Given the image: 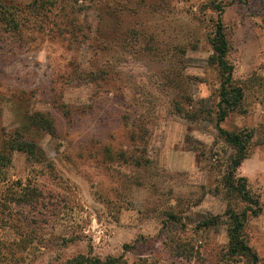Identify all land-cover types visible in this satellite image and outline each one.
<instances>
[{
    "label": "rangeland",
    "instance_id": "1",
    "mask_svg": "<svg viewBox=\"0 0 264 264\" xmlns=\"http://www.w3.org/2000/svg\"><path fill=\"white\" fill-rule=\"evenodd\" d=\"M0 6V145L26 139L44 160L0 153V264H248L227 252L228 211L246 204L222 185L218 13L243 89L220 126L251 132L235 174L261 207L242 235L264 264V0Z\"/></svg>",
    "mask_w": 264,
    "mask_h": 264
},
{
    "label": "trees",
    "instance_id": "2",
    "mask_svg": "<svg viewBox=\"0 0 264 264\" xmlns=\"http://www.w3.org/2000/svg\"><path fill=\"white\" fill-rule=\"evenodd\" d=\"M38 1L45 3L47 0ZM217 9L221 10V8ZM8 17V11L0 6V20L6 25V22L9 21L7 20ZM12 28H17V25L14 24ZM76 39L77 37L75 40ZM209 43L212 49L209 62L219 70L222 80L219 94L220 101L218 104V117L215 123V128L223 137L224 141L234 151L223 174L222 185L229 198L242 200V202L246 204L245 208L240 212L234 211L233 209L228 211L229 225L227 229V252L230 256L245 258L248 264H259L257 254L243 239L242 229L250 217H256L260 214L261 207L259 201L249 190L247 179L242 176L238 177L235 174L236 169L247 157V147L251 139V132L246 130H240L238 132L228 131L220 126V123L226 119L227 115L240 107L241 101L243 100V89L232 84L233 69L228 61L229 45L220 13H218L214 22V32ZM33 117L31 121L39 127H45V125L49 124L48 121L44 119L42 113L35 114ZM7 136L3 137L1 140L2 149L0 153L9 155L12 151L18 149L24 151L29 157L36 158V160L34 159V162L40 163L44 161L36 156L38 150L34 143L27 141L26 139L21 140L20 138L16 139V137ZM16 136L20 137V134L17 133ZM216 222L217 218L204 220L202 226L209 227Z\"/></svg>",
    "mask_w": 264,
    "mask_h": 264
}]
</instances>
